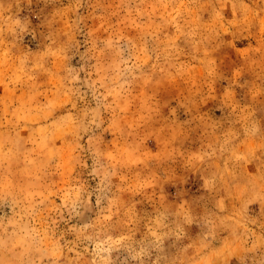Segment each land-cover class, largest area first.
Returning a JSON list of instances; mask_svg holds the SVG:
<instances>
[{
  "label": "rangeland",
  "instance_id": "1",
  "mask_svg": "<svg viewBox=\"0 0 264 264\" xmlns=\"http://www.w3.org/2000/svg\"><path fill=\"white\" fill-rule=\"evenodd\" d=\"M0 264H264V0H0Z\"/></svg>",
  "mask_w": 264,
  "mask_h": 264
}]
</instances>
